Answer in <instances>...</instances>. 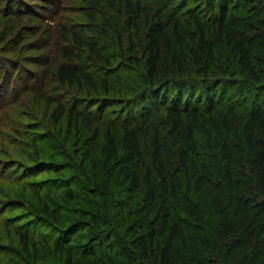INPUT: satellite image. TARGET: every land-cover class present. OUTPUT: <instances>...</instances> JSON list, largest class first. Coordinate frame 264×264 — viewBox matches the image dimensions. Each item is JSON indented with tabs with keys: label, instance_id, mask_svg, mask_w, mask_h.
Here are the masks:
<instances>
[{
	"label": "rangeland",
	"instance_id": "1",
	"mask_svg": "<svg viewBox=\"0 0 264 264\" xmlns=\"http://www.w3.org/2000/svg\"><path fill=\"white\" fill-rule=\"evenodd\" d=\"M111 1L0 0V264H155L153 249L140 258L132 243L134 231L145 234L143 220L140 229L134 224L144 215L136 213L141 190L126 197L107 177L103 131L109 129L119 142V125L130 112L145 128H162L159 114L139 116L136 98L164 88L173 97L180 85L183 102L189 88L199 90L204 79L186 51H177L178 69L162 44L152 82L143 66L144 32L167 13L186 17L185 0H140L144 8L138 18L128 15L121 0L115 6ZM229 1L227 19L251 48L259 80H250L219 45L208 60L206 81L218 83L217 98L225 90L218 106L225 110L232 102L228 117L240 127L254 96L264 111V0ZM185 2L188 9L194 4ZM74 32L102 52L91 59L90 50L77 49L88 75L62 82L56 68L64 48L77 45ZM129 51L139 60L129 64ZM79 110L86 121L78 117ZM258 135L264 141V128ZM138 136L149 166V134ZM239 162L236 156L235 176L245 180L241 201L227 202L216 178L194 189L191 180L178 174L182 187L170 209L182 236L171 245L174 264H264V247L256 244L264 198L253 192ZM48 209L57 214L48 216ZM20 233L28 239L26 252ZM164 236L159 232L157 241ZM55 242L71 249L69 260ZM83 248L93 253L83 256Z\"/></svg>",
	"mask_w": 264,
	"mask_h": 264
},
{
	"label": "trees",
	"instance_id": "2",
	"mask_svg": "<svg viewBox=\"0 0 264 264\" xmlns=\"http://www.w3.org/2000/svg\"><path fill=\"white\" fill-rule=\"evenodd\" d=\"M139 1L121 0L128 15L135 18L140 16L144 8ZM185 1L182 7H185L183 13L186 12V17L177 19L167 13L165 20L158 19L144 32V42L141 45L143 66L147 80L152 82L158 74L160 44L170 52L169 55L178 69L182 66L177 51L181 53L186 51L188 54L185 55L186 58L190 56L194 65L198 66V74L204 79V84L202 83L197 91L189 88L187 93L189 95L183 102L180 85H177L173 97L168 98L166 88L161 93L157 91L153 94L150 92L147 97L138 96L136 101L139 105V116L148 119L155 113L156 116L159 114L162 128L157 124L145 128L138 120V116H133L130 112V116L127 114L119 125L121 129L119 142L109 129H104L101 146L107 177L114 178L122 188L124 196L131 198L134 193L141 190L142 205L136 213L144 211V215L140 217L141 220L134 221V224L140 229L143 220L145 234L134 231L132 243L140 253V258H147L153 249L155 264L175 263L171 245L177 237L182 236V226L179 219L172 215L170 208L178 203L182 187L179 173L188 181H192L194 189L216 178L227 202L241 201L244 196L241 183L245 180L235 176L234 164L238 156L239 163L246 170L247 178L254 188L253 192L264 198V141L258 135V130L264 128V111L258 103V96L253 97L241 126L236 127L228 117L233 109L230 108L232 102L226 103L225 110L218 106L225 90L220 89L217 98L215 87L218 83L206 81L208 60L213 59L219 45L225 48L220 52H226L228 49L241 71L250 80L258 81V73L250 60L251 48L244 41L243 34H236V29L230 22L232 19L229 21L227 19L229 0H194L190 9L186 7ZM115 2L116 0H113L111 4L115 6ZM170 23L172 25H169ZM169 26L170 35L167 33ZM72 35L77 45L74 48L70 46L64 48L63 60L56 68L58 79L62 82H74V79L88 75L80 66L83 63L80 52L82 50L77 49L83 47L90 50L88 56L91 59L100 56L102 52V48L98 49L96 44L80 33L74 32ZM129 52L127 57L129 64L139 60L133 51ZM77 115L84 121L88 119L80 110L77 111ZM197 131L200 134H197ZM140 132L143 135L149 134V166L144 161L138 136ZM241 170L240 168L238 171ZM116 200L122 203V199ZM258 204L257 202L256 207ZM56 214L54 209L47 210L48 216ZM159 232L165 233L162 242L157 241ZM20 237L23 250L26 252L28 239L25 233H20ZM256 244L264 247V214L261 215ZM54 246L64 251L69 260L72 255L70 248L59 242H55ZM89 253H93L92 250L83 248V256Z\"/></svg>",
	"mask_w": 264,
	"mask_h": 264
}]
</instances>
